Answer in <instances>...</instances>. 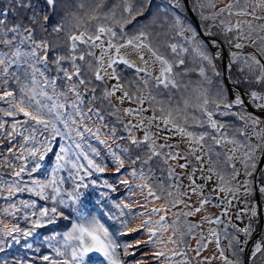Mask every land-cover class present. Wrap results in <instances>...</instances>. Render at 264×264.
Returning <instances> with one entry per match:
<instances>
[{"label":"snow or ice","instance_id":"obj_1","mask_svg":"<svg viewBox=\"0 0 264 264\" xmlns=\"http://www.w3.org/2000/svg\"><path fill=\"white\" fill-rule=\"evenodd\" d=\"M78 7L82 13L68 18L61 0H0V200L5 201L0 211L25 225L0 219V253L22 240L35 252L11 260L0 256V264H92L93 253L103 257L97 264H133V245L122 238L139 232L146 240L135 245L154 249L149 254L154 264H192L185 236L196 235L198 225L187 218L220 192L225 193L216 205L222 206L220 214L202 219L224 224L223 236L218 227L209 228L207 241L200 232L195 255L214 239L223 264H264V167L258 170L257 156L264 148V128L257 130L264 125V0H229L218 11L215 0H114L110 6L107 0H90L87 8ZM241 40L253 51H233V41L236 49L245 47ZM225 54L230 83L217 70ZM120 64L134 70L130 87L121 83ZM234 64L246 70L242 79H232ZM193 72L200 79L189 89L181 77ZM105 77L115 83L98 88L94 81L103 84ZM182 88L186 95L173 103V90ZM113 97L129 106L118 107ZM217 114L236 117L243 124L238 135H229ZM206 126L212 131L203 130ZM154 129L165 133V142ZM249 129L260 143L251 142ZM168 133L185 138L183 154L179 143H167ZM226 144L232 147L217 151ZM160 160L173 183L152 181L153 164ZM181 160V169L192 165L187 186L168 163ZM4 169H11L10 176ZM198 171L202 184L196 182ZM213 173L219 184L205 195ZM121 189L126 191L116 196ZM133 189L142 203L125 202L135 195ZM241 191L256 197L251 208L245 199L246 207L237 213V219L248 215L242 228L223 219ZM21 193L35 198L14 200ZM192 195L199 197L194 205ZM158 200L164 202L157 205ZM178 205L188 210L171 213L175 219L169 223L170 209ZM141 217L135 227L128 226ZM48 226L45 236L40 230ZM222 239L228 240L232 258Z\"/></svg>","mask_w":264,"mask_h":264},{"label":"rangeland","instance_id":"obj_2","mask_svg":"<svg viewBox=\"0 0 264 264\" xmlns=\"http://www.w3.org/2000/svg\"><path fill=\"white\" fill-rule=\"evenodd\" d=\"M112 2H114V0H107L108 6H110V4ZM80 3H84L85 4V8H87L88 4L90 3V0H61V7L63 9L62 15H66L68 18H70L71 14L74 13V12L82 13L83 10H81L78 7V5ZM215 3H216V10L218 11L219 8H221L224 5H226L227 3H229V0H215ZM0 18H2V17H0ZM189 19H191L190 15H189ZM235 19H236V17H232L233 22L235 21ZM240 19L243 20V19H246V18L245 17H240ZM260 23H264V21H260ZM127 27L131 28L132 25L130 24ZM197 31H199L198 28H197ZM61 38H63V34H61ZM95 51H96V54L99 55L100 50L96 49ZM64 54H67L66 51H64ZM50 58H51V56H50ZM146 58H147V56H146ZM217 65H218L217 70L222 73V70H223L222 60L217 61ZM64 66L68 67L69 65L65 64ZM188 66L189 67H194V65L192 63H190V62L188 63ZM176 70L180 71V69H176ZM117 71L122 73L121 83H124L126 86L130 87V85L128 84V81H129V79H134L135 78L134 70L125 69V66L120 64L117 67ZM245 74H246V72H245ZM222 75L224 77V74H222ZM209 76L213 80V83H215L217 78L212 75L211 71H209ZM227 77H228V70H227ZM199 79H200L199 76L195 72L191 73L190 75H185V76L181 77L182 82L189 85V89H192V88L196 87L197 82L199 81ZM94 83L97 84L98 88H103L105 85L110 87L111 84L115 83V81L114 80H109L107 77H105V81H104L103 84H99L98 82H95V81H94ZM205 87H207V85H205ZM0 90H3V89H0ZM212 90L214 91L215 89L213 88ZM119 94L120 93L118 92L116 95H119ZM182 94L186 95V92H185V90L183 88L181 89L180 92H176L175 90H173V92H172L173 103L179 101L181 99ZM97 95H99V91L97 92ZM162 98L167 100L168 94L167 93L163 94ZM113 102L117 103V106L121 107V108L129 106L127 101H125V103L123 105H120L116 101L115 97H113ZM133 106H135V105H133ZM148 115H151L150 111H149ZM215 118L217 120H219L221 123H224V124H226L228 126L227 131H228L229 135H234V134L238 135V133L236 132V129L243 127V124L239 123L237 121L236 117H234V116H220V115L217 114ZM9 123H10V121H9ZM262 128H264V125H258L257 126V130H260ZM154 130H156V129H154ZM193 130H197L198 131L200 129H193ZM203 130L212 131L211 129L207 128V126ZM156 131L159 132V136H160V141L159 142H161V143L165 142V140H164L165 133L162 132V131H159V130H156ZM137 134L138 135H142V132L137 133ZM213 134H216V133H213ZM167 135L169 136V139L167 140V143H170V144L179 143V148H180L181 154H183V152L187 148V145L185 143V138H182V137H180L178 135H172L171 133H168ZM248 138L251 140V142L253 144L261 142V141L257 140V138L255 136L252 135V130L251 129H249ZM241 139H243V137H241ZM92 143L95 144V141H93ZM207 143H211V141H207ZM5 144H8V142L5 141ZM231 147H232L231 144H226L223 149L217 147V151H221L223 153L226 149H230ZM2 148H3V146H0V150H2ZM205 151H207V149H205ZM263 152H264V148H261L257 152V156L258 157H262V155L264 154ZM190 159H192V158L190 157ZM213 159L214 160L216 159L215 155H213ZM221 159H223V155L221 156ZM53 160H54V157H52L51 154H50L49 163L51 164ZM205 160H207V157H205ZM259 162H260V160L258 161V164H259ZM168 163L173 166V168L175 169V171L177 173L181 174L180 177H179V180L182 182V186H187L190 183L188 178H187V175H188L189 172H191L192 165L189 164V167L187 169H181L178 166V164L179 163H183L182 160L179 161V162H177V161H169ZM235 163H236V167L240 170V175H239V177H237V181L242 183L245 177H244V168H243L242 158L240 157L239 154H237V159H236ZM153 167L156 169L155 174L152 176V181L153 182L158 181V180H163L166 185L170 184V183H173L172 180H169L167 178V167H168V165L164 164L162 160L156 161L153 164ZM204 168H205L204 175H208V172H207L208 164L207 163L204 164ZM224 170L227 171L228 169H224ZM110 171H111V169H109V172ZM10 173H11V169H4L5 176H10ZM64 174L66 175V172ZM255 177H256V173H253V179L254 180H255ZM41 178H43V177H41ZM105 178H108V177L105 176ZM196 182H197V184L204 183V181L200 179L199 171L196 173ZM217 184H219V181H218L215 173H213L211 181H208V186L204 190L205 195H208L209 189L213 188ZM66 186L67 187H71V183L67 182ZM125 191H126L125 189H121L120 192H118L116 194V196H120V194L122 192H125ZM133 193H135V195L131 196L125 202H127V203H142V200L139 199V190L138 189H133ZM25 195H27V193L18 194L14 198V200L18 201L20 199L35 198V197H27ZM223 197H225V193H223V192H220L219 196H216L215 194H213V200H212V202L210 204L205 205L204 209L201 212L195 213L193 216L187 218L192 223H195V224L198 225L197 229L195 230L196 233H197L196 235L185 236V244L188 246L187 250L189 252V255L194 258L192 264H223V261L219 258V252H218V250L216 248V243H215L214 239L211 240L210 243H208V247L201 252L200 256H196L195 255L197 242L201 240V237L199 235L200 232H203L205 241H207L209 239V228L218 227L220 229L221 235L223 236L224 224H220V225L209 224L208 220H203L202 219V217L206 213H207L209 219H213L215 216L220 214L222 206L217 207L216 205L220 204V199L223 198ZM114 198H116V197L114 196ZM121 198H123V197L121 196ZM198 199H199L198 196L192 195V199L189 202L190 205L196 204ZM245 199H247V201H248L247 207H249V208H251L252 205L256 203V198H255L254 194H250L248 196H245L243 191H241L238 194V199L232 200V203H231V206L229 207V211L227 213V216L223 218L225 220V223H227L228 219L230 218L231 224H235V225H237L238 227H241V228L244 227V225L248 222V215L247 214H242L243 215V219H237V213H239L242 208L246 207V205L244 203ZM94 202L98 203V198ZM163 202H164L163 200H158L157 201V205H159V204H161ZM4 203H5V201L0 200V207H2L4 205ZM177 209H183L185 211L188 210V209H185L183 205H178L177 208L170 209L169 223H171L172 219H175V216H171V213L177 211ZM104 211H109V209L105 208ZM96 214L99 215V213H96ZM101 218L103 219V217H101ZM157 218L158 217H153V219H157ZM0 219H5V222L9 223V224L18 222L17 220H12V219H8V218L4 217V214H3L2 211H0ZM182 220H183V218H182ZM105 222L109 223L110 221H105ZM139 222H140V220H138L136 222L134 220H130L128 226L129 227H135L136 224H138ZM64 230H66V229H64ZM59 231H61V230H59ZM228 231H229V233L233 232L231 227H229ZM170 233H171V229H169L168 233H165V238ZM47 235H49V231L47 232V234L45 236H47ZM135 240H140L143 243L146 240V235L144 233H142V232H139V233H127L122 238V242L129 243V244L133 245V248L129 249V259L133 262V264H135V262H137V261L139 262V264H154V261L150 258V255H149L150 252L153 251L154 249H151L147 245H145L143 248H141L139 245H135ZM23 245H24V243H23ZM221 245L225 248V254L228 255L229 258H232L231 249L228 247V240L227 239H222L221 240ZM168 246L171 247V245H168ZM45 251H46V246L41 247V252H45ZM6 255L9 256V253L8 254L0 253V256H2L5 259L7 258ZM24 255L34 256L35 252L27 250L25 254H21V253H19L17 251V253L12 254L9 257L17 258L18 256H24ZM204 256H208L211 259L204 260L203 259ZM90 257L92 259V264H97L98 260H102L103 259V257L99 253L90 254ZM212 257H214V258H212Z\"/></svg>","mask_w":264,"mask_h":264},{"label":"trees","instance_id":"obj_3","mask_svg":"<svg viewBox=\"0 0 264 264\" xmlns=\"http://www.w3.org/2000/svg\"><path fill=\"white\" fill-rule=\"evenodd\" d=\"M207 23H211V21H208ZM232 35H235V32H233ZM240 42L243 43L245 45V47L243 49H236L234 47L235 41H233V49H232L233 51H240V52H252L253 51V48L250 46V42L249 41H247V40H241ZM239 67H240L239 64H234L233 67H232L231 75H232V79L233 80H235V79H242L243 76L246 75L245 74L246 71L245 72H241V71L238 70ZM222 74H223V70H222ZM225 83H226V81H225ZM41 177H43V173L41 174ZM25 196H27V197H34L32 194H28V193ZM155 203L157 204V201H155ZM140 219H142V217L139 218V219H133V220L136 222V221H138ZM18 222L21 224V227H24L25 226L24 225V222L22 220L21 221H18ZM50 227L51 226H48L45 229L41 230L44 235L47 234V232L49 231ZM54 230L55 231H59V230H64V229H62V228H56ZM240 238H241V240L244 239V237L242 235H241ZM23 243H24V241L22 240L19 244L13 245V247L10 250H8L9 256H11L12 254L17 253V251L19 253H21V254H25L28 249H26L24 247ZM9 256H7L6 259H8V260L15 259V258H11Z\"/></svg>","mask_w":264,"mask_h":264},{"label":"water","instance_id":"obj_4","mask_svg":"<svg viewBox=\"0 0 264 264\" xmlns=\"http://www.w3.org/2000/svg\"><path fill=\"white\" fill-rule=\"evenodd\" d=\"M190 15V18L191 19H194L195 18V14L194 13H189ZM199 31H202V29L198 28ZM226 61H227V55L225 54V57L224 59L222 60V66H223V74H224V78H225V81L226 83H230L228 80H227V69L226 67H224V65L226 64ZM264 166V154L262 155L261 159H260V162L258 164V170L260 167H263ZM257 175H258V171L256 172V177L255 179L257 178ZM255 196V194H254ZM256 198V197H255Z\"/></svg>","mask_w":264,"mask_h":264}]
</instances>
